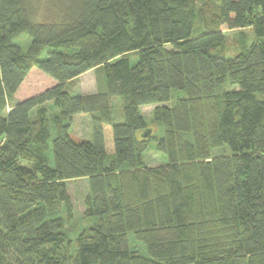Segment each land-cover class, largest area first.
<instances>
[{
	"label": "trees",
	"instance_id": "obj_1",
	"mask_svg": "<svg viewBox=\"0 0 264 264\" xmlns=\"http://www.w3.org/2000/svg\"><path fill=\"white\" fill-rule=\"evenodd\" d=\"M35 68L54 86L16 101ZM78 179L94 222L72 236ZM0 264H264V0H0Z\"/></svg>",
	"mask_w": 264,
	"mask_h": 264
},
{
	"label": "rangeland",
	"instance_id": "obj_2",
	"mask_svg": "<svg viewBox=\"0 0 264 264\" xmlns=\"http://www.w3.org/2000/svg\"><path fill=\"white\" fill-rule=\"evenodd\" d=\"M249 35V39H254V36L251 33V30L248 29L245 31ZM240 32L238 30L235 31H227L226 34V42L224 47H222L221 52L228 57H234L238 54L239 45H238V34ZM23 49L24 53H28L31 48V40L30 38L23 37L16 41ZM49 49H45L42 54V59H45L48 56ZM55 84L54 80L39 71L38 69H33L23 85L20 87L18 93L16 94V101H23L27 98L36 96L46 91L47 89L53 87ZM70 91L73 94H93L97 91V75L95 71H90L70 84ZM172 94H174V99L177 97H181L183 92L172 90ZM176 95V96H175ZM171 105V104H170ZM113 109L117 115L121 112V101L116 99L113 101ZM49 119H50V129L54 130L53 120L55 116L58 115V111L51 105H49ZM141 114L145 117L148 127L147 129H151L154 133L153 135H158V137L163 136L162 126L157 122L153 121V106H147L141 108ZM91 116L90 115H77L72 119V127H71V135L74 139L80 141L83 139L91 138V125H90ZM151 149L145 153L144 158L145 162L149 166H160L167 163L166 157L162 154L158 153L155 149V141H152ZM68 191L71 196L73 206H74V220L69 227V233L72 236L78 234L81 230L91 226L94 222V219H85L84 211H85V199L89 193V184L87 179H78L74 181L68 182ZM130 244L134 249H137L141 252H144L140 243L135 241L133 238L130 240Z\"/></svg>",
	"mask_w": 264,
	"mask_h": 264
},
{
	"label": "water",
	"instance_id": "obj_3",
	"mask_svg": "<svg viewBox=\"0 0 264 264\" xmlns=\"http://www.w3.org/2000/svg\"><path fill=\"white\" fill-rule=\"evenodd\" d=\"M150 134H151V131L149 130V131L144 135V137H148V136H150Z\"/></svg>",
	"mask_w": 264,
	"mask_h": 264
}]
</instances>
